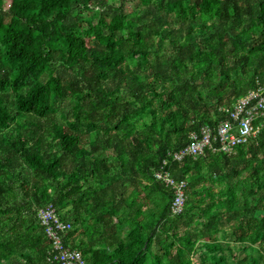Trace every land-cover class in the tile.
Segmentation results:
<instances>
[{"label":"trees","instance_id":"16d2710c","mask_svg":"<svg viewBox=\"0 0 264 264\" xmlns=\"http://www.w3.org/2000/svg\"><path fill=\"white\" fill-rule=\"evenodd\" d=\"M6 2L0 264H53L47 205L86 264H264V116L231 153L172 159L264 87V0Z\"/></svg>","mask_w":264,"mask_h":264},{"label":"built area","instance_id":"2783aa9c","mask_svg":"<svg viewBox=\"0 0 264 264\" xmlns=\"http://www.w3.org/2000/svg\"><path fill=\"white\" fill-rule=\"evenodd\" d=\"M224 118L214 127L205 125L200 133L193 132L189 143L175 151L173 160H182L185 156H198L207 149L212 152L233 151V146L248 141L256 136L261 128L259 119L264 116V93L261 89L249 91L239 97L230 107L224 108ZM258 121V123H257ZM168 159H164L160 169L155 171V178L167 184H173V178L168 168ZM184 184L176 186V196L172 202L173 213L183 209ZM41 224L51 242L49 261L53 264H86L84 256L78 249H72L64 243V235L71 227V223L61 220L51 205L38 212Z\"/></svg>","mask_w":264,"mask_h":264},{"label":"bare ground","instance_id":"6f19581e","mask_svg":"<svg viewBox=\"0 0 264 264\" xmlns=\"http://www.w3.org/2000/svg\"><path fill=\"white\" fill-rule=\"evenodd\" d=\"M257 88H259V89H261L262 91H263V93H264V87H257ZM237 145V144H236ZM236 145H234L233 146V150H234V147L236 146ZM190 156H192V157H196V156H194V155H188V156H185L184 158H186V157H190ZM183 158V159H184ZM182 159V160H183ZM169 171H170V169H169ZM170 174H171V171H170ZM172 176V175H171ZM154 177H155V172H154ZM172 178H173V176H172ZM163 182V181H162ZM166 186H172L174 189H175V191H176V186H179L180 184H184V186L186 185L185 184V181H180L179 183H177L176 181H175V179L173 178V184H167V183H165V182H163ZM175 194H176V192H175ZM183 197H184V200H185V198H186V195H185V190H183ZM174 200V199H173ZM173 202V201H172ZM183 208H184V205H183ZM171 210H172V204H171ZM182 211H183V209H182ZM181 211V212H182ZM173 212V211H172ZM181 212H179V213H174V214H180Z\"/></svg>","mask_w":264,"mask_h":264},{"label":"rangeland","instance_id":"374dc122","mask_svg":"<svg viewBox=\"0 0 264 264\" xmlns=\"http://www.w3.org/2000/svg\"><path fill=\"white\" fill-rule=\"evenodd\" d=\"M110 2H113V1H115V0H109ZM10 2V0H7V2H6V4L8 5V3ZM116 3V2H115ZM136 2H128L127 4H126V6H125V8H126V11H132V9L134 8V4H135ZM116 5H120V3H118L117 2V4ZM85 15H87V16H90V13H89V11H85V13H84ZM92 20V19H91ZM159 180V179H158ZM48 206V205H47ZM42 209V208H41ZM187 229V227L186 226H182V228L180 229V230H186ZM50 251H51V249H50ZM50 251H49V255H50ZM194 261L197 263V258H194Z\"/></svg>","mask_w":264,"mask_h":264},{"label":"clouds","instance_id":"9594fccd","mask_svg":"<svg viewBox=\"0 0 264 264\" xmlns=\"http://www.w3.org/2000/svg\"><path fill=\"white\" fill-rule=\"evenodd\" d=\"M255 89H258V88H255ZM255 89H251V90H255ZM251 90H250V91H251ZM246 94H247V93H246ZM240 97H241V96H240ZM231 152H232V151H231ZM231 152H230V153H231Z\"/></svg>","mask_w":264,"mask_h":264}]
</instances>
